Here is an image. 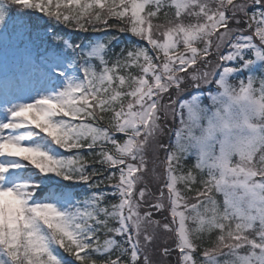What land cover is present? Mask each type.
Here are the masks:
<instances>
[{"label":"snow or ice","instance_id":"6c2138e0","mask_svg":"<svg viewBox=\"0 0 264 264\" xmlns=\"http://www.w3.org/2000/svg\"><path fill=\"white\" fill-rule=\"evenodd\" d=\"M0 264H264V0H0Z\"/></svg>","mask_w":264,"mask_h":264},{"label":"trees","instance_id":"16d2710c","mask_svg":"<svg viewBox=\"0 0 264 264\" xmlns=\"http://www.w3.org/2000/svg\"><path fill=\"white\" fill-rule=\"evenodd\" d=\"M80 35L81 36H87V35H91V33H87V34L81 33ZM109 35H112V36L119 35L121 42H124L127 39V36L125 34H119L115 30H112L111 32H109ZM115 50L118 52L120 50V46L119 45H116Z\"/></svg>","mask_w":264,"mask_h":264},{"label":"rangeland","instance_id":"374dc122","mask_svg":"<svg viewBox=\"0 0 264 264\" xmlns=\"http://www.w3.org/2000/svg\"><path fill=\"white\" fill-rule=\"evenodd\" d=\"M159 170V169H158ZM169 235H171V234H169ZM168 246L169 247H172V246H174V240H169V242H168ZM158 253V252H157ZM156 253V254H157ZM171 258H173V260L175 259V257L174 256H172Z\"/></svg>","mask_w":264,"mask_h":264}]
</instances>
